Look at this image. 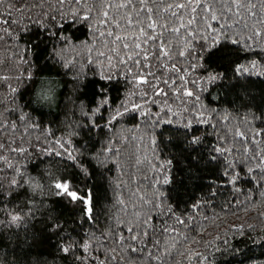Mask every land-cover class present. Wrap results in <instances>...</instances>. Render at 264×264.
<instances>
[{"label":"snow or ice","instance_id":"1","mask_svg":"<svg viewBox=\"0 0 264 264\" xmlns=\"http://www.w3.org/2000/svg\"><path fill=\"white\" fill-rule=\"evenodd\" d=\"M0 68V231L55 237L30 264L264 257V210L239 215L264 205V0H0Z\"/></svg>","mask_w":264,"mask_h":264},{"label":"trees","instance_id":"2","mask_svg":"<svg viewBox=\"0 0 264 264\" xmlns=\"http://www.w3.org/2000/svg\"><path fill=\"white\" fill-rule=\"evenodd\" d=\"M74 56H76V54L72 53V52H69L67 54L68 59H72ZM4 73H5V69L0 68V74H4ZM57 79L67 80L68 78L67 77H57ZM253 79L255 80V84L252 86V91L256 95L257 102H259L261 91L264 90V79H256V78H253ZM0 84H3V82H0ZM70 90H71V83L70 82L68 83L67 87H62V89H60L61 101L66 100V94H70ZM6 91H7V86H6V84H3V86L0 87V94L4 93ZM24 99H27V96H25ZM21 102H23V101H21ZM58 111L59 110H57V112ZM53 119H58V120L62 121L64 119V116L62 114L59 116H57L56 114H53V115H47L46 114L45 115V122H48L49 120H53ZM209 139L211 140L212 138H209ZM135 148H136L135 144H130V145H128V147L126 149V152L134 154ZM131 163L133 165L135 163L134 156H133V159L131 160ZM132 170L134 171V168ZM113 175H115V171L113 172ZM243 187L245 188V190H247L248 188H251L252 185L251 184H243ZM229 194H230V188L228 186H225L223 188V190L218 193V196L216 198V201H217L216 211L217 212L220 211L219 205L229 198ZM253 195H254L256 201L260 200L258 192H254ZM242 198L243 197H241V199ZM261 210H264V205H262L260 207V209L250 210L247 214V217H245V214L242 211L239 213V215L242 218L256 217L258 214V211H261ZM2 218L3 217L0 216V219H2ZM233 219H234V217H232V216L228 217L229 222H231ZM36 227L39 228L40 225L37 224ZM22 229H23V225H21L20 229H14V231H19L21 234V241L20 242H18L14 238L10 239L9 234L6 230L0 231V264H14V262L16 261L18 256L21 258V260L24 262V264H30V262L36 258H39L42 261H51L55 256V247H54L55 237H52L51 239H48L42 243H39V244L33 246L31 248V250L29 251L27 246L24 245L22 242L23 236H24ZM25 251H28L27 257L22 256V253ZM255 252H256L257 264H259V261L264 260V257L260 256L259 249H256ZM4 257H6V261L4 260ZM218 264H219V262H218Z\"/></svg>","mask_w":264,"mask_h":264}]
</instances>
